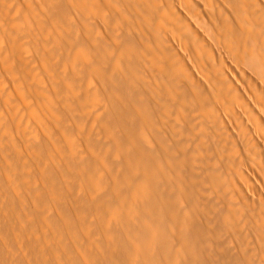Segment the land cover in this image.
Segmentation results:
<instances>
[{
  "label": "bare ground",
  "instance_id": "obj_1",
  "mask_svg": "<svg viewBox=\"0 0 264 264\" xmlns=\"http://www.w3.org/2000/svg\"><path fill=\"white\" fill-rule=\"evenodd\" d=\"M18 1L0 264H264V0Z\"/></svg>",
  "mask_w": 264,
  "mask_h": 264
},
{
  "label": "rangeland",
  "instance_id": "obj_2",
  "mask_svg": "<svg viewBox=\"0 0 264 264\" xmlns=\"http://www.w3.org/2000/svg\"><path fill=\"white\" fill-rule=\"evenodd\" d=\"M20 1H21V0H19V1L15 4L16 6L13 5V4H11L13 7H12V9H10V11H11V10H14L15 7H16V8H15L16 11H15V10H14V12L11 11L10 13H13V14H10V15H9L10 17H11L12 15H14L13 17L16 19L17 16L15 15V12H18V13L21 12V11H20L21 8H20V9H17V8L23 6L22 3H21L22 1H21V2H20ZM19 4H21V6H20ZM22 8H23V7H22ZM24 9H25V8H23V11H22V12H24ZM19 11H20V12H19ZM22 12H21V13H22ZM7 14H9V13H3V12H2V15H0V17H1V18H5V17H7ZM13 17H12V18H13ZM0 21H1V20H0ZM256 210H257V209H256ZM255 212L258 214L259 211L257 210V211H255Z\"/></svg>",
  "mask_w": 264,
  "mask_h": 264
}]
</instances>
